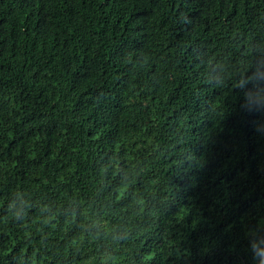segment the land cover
Here are the masks:
<instances>
[{
	"label": "trees",
	"instance_id": "trees-1",
	"mask_svg": "<svg viewBox=\"0 0 264 264\" xmlns=\"http://www.w3.org/2000/svg\"><path fill=\"white\" fill-rule=\"evenodd\" d=\"M0 264H264V0H0Z\"/></svg>",
	"mask_w": 264,
	"mask_h": 264
}]
</instances>
